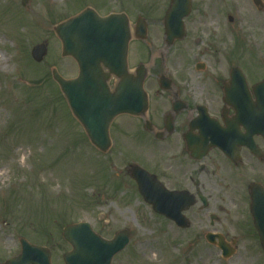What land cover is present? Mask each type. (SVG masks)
<instances>
[{"label": "rangeland", "instance_id": "374dc122", "mask_svg": "<svg viewBox=\"0 0 264 264\" xmlns=\"http://www.w3.org/2000/svg\"><path fill=\"white\" fill-rule=\"evenodd\" d=\"M168 3L29 0L24 6L22 0H0V33L6 42L0 49L11 57L10 71L0 69V173H5L0 175V263L20 253L23 237L49 248L52 264H65L63 255L72 248L63 238L64 227L88 222L107 239L129 229V244L111 264H264V252L253 241L241 242L238 253L224 260L205 239L179 234L159 220L126 168L131 157L152 161L150 150L123 144L115 134L108 152L98 150L52 78L53 69L67 79L79 71L72 57L62 55L55 31L62 22L86 8L101 15L126 10L130 19L157 17ZM193 3L185 19L188 37L178 46L188 53L174 54L173 48L169 57L203 55L212 66H249L255 80L264 78V5L259 10L253 0ZM40 43L47 44V54L36 62L32 50ZM158 60L148 68L154 70ZM134 64L131 60L130 68ZM146 241H157L163 261L146 259L140 250Z\"/></svg>", "mask_w": 264, "mask_h": 264}, {"label": "flooded vegetation", "instance_id": "af4514ba", "mask_svg": "<svg viewBox=\"0 0 264 264\" xmlns=\"http://www.w3.org/2000/svg\"><path fill=\"white\" fill-rule=\"evenodd\" d=\"M170 4L171 0L162 5L157 17L148 11L146 16L130 19L126 10L119 12L130 19L129 63H135L129 67L130 75L140 78V65L147 70L143 85L148 108L144 113L118 116L111 129L123 144L149 149L152 161L146 156L131 160L174 192L173 219L156 213L159 220L192 239L222 241L234 254L243 241H253L264 252L260 243L264 231V115L257 125L250 120L264 105L259 97L262 92L255 89L264 78L255 80L249 66L235 64L226 69L220 62L212 66L211 59L203 55L192 60L169 57L173 48L174 54L188 53L179 50L183 40L168 46L164 19ZM263 5L261 0L256 7L261 10ZM139 18L144 19V36ZM187 37L188 31L184 40ZM156 59L157 67L149 69L147 65H156ZM174 64L179 65L176 71ZM234 70L245 78L243 89L234 88ZM121 81L109 77L110 93H116ZM257 222L263 225L261 229ZM210 245L222 252L218 245Z\"/></svg>", "mask_w": 264, "mask_h": 264}, {"label": "water", "instance_id": "95a60500", "mask_svg": "<svg viewBox=\"0 0 264 264\" xmlns=\"http://www.w3.org/2000/svg\"><path fill=\"white\" fill-rule=\"evenodd\" d=\"M28 1L23 0V4L26 5ZM254 1L258 4L261 0ZM191 7L192 0H172L166 15L169 44L184 37V18L191 12ZM56 32L62 41L63 56H71L77 61L79 76L66 79L54 69L53 77L92 143L106 151L110 146L109 127L113 119L121 113L136 114L146 111L148 105L143 89L146 70L142 67L138 69L141 75L138 79H133L128 72L127 56L131 38L128 18L125 14L100 16L95 10L87 8L59 24ZM46 53L47 46L44 43L37 45L32 51L37 61H41ZM111 74L122 78L116 93H110L107 86L106 81ZM232 80L236 84L234 88L246 87L244 76L238 75L235 70ZM255 89L262 92L258 95L264 99V81L257 84ZM131 98L137 99L132 101ZM263 115L264 105L260 107V111L256 109L253 112L250 120L257 125ZM133 176L145 200L153 204L155 210L167 213L159 207V203L162 199L171 202L174 197L159 188L142 168L134 167ZM257 224L261 229L263 225L259 222ZM260 233L264 248V231ZM63 236L73 246V250L64 255L65 264H111L114 255L130 241V232L127 229L118 232L112 240H107L95 233L87 222L67 226ZM21 243V254L10 258L4 264H51V253L47 248L32 245L25 239ZM221 248L225 255H230L225 245L221 244Z\"/></svg>", "mask_w": 264, "mask_h": 264}, {"label": "bare ground", "instance_id": "6f19581e", "mask_svg": "<svg viewBox=\"0 0 264 264\" xmlns=\"http://www.w3.org/2000/svg\"><path fill=\"white\" fill-rule=\"evenodd\" d=\"M60 0H53V2H59ZM0 45L5 46L6 42L2 37V34L0 33ZM10 61L11 57L7 54V52L0 49V69L10 71ZM2 118V115L0 113V119ZM27 157L24 158V162L26 161ZM1 176H4L5 173H0ZM143 255L146 257V259H153L154 261H163L165 259V254L163 250L159 249L157 246V241H146L145 243H142V246L140 248ZM121 264H126L125 262Z\"/></svg>", "mask_w": 264, "mask_h": 264}]
</instances>
